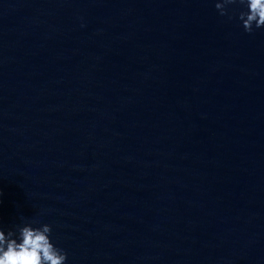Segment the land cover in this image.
Listing matches in <instances>:
<instances>
[{"label":"water","instance_id":"1","mask_svg":"<svg viewBox=\"0 0 264 264\" xmlns=\"http://www.w3.org/2000/svg\"><path fill=\"white\" fill-rule=\"evenodd\" d=\"M216 0H0V228L65 264H264V28Z\"/></svg>","mask_w":264,"mask_h":264},{"label":"clouds","instance_id":"2","mask_svg":"<svg viewBox=\"0 0 264 264\" xmlns=\"http://www.w3.org/2000/svg\"><path fill=\"white\" fill-rule=\"evenodd\" d=\"M235 4L245 6L239 20L247 33L264 28V0H216L215 8L221 16L232 19L230 6ZM33 223L19 227L18 237L17 230L6 233L0 228V264H65L67 252L52 242L51 225L34 227Z\"/></svg>","mask_w":264,"mask_h":264}]
</instances>
